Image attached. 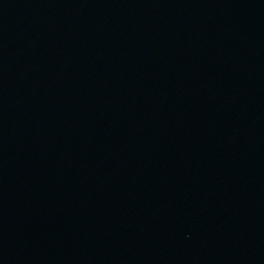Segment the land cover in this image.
<instances>
[{
	"label": "water",
	"instance_id": "water-1",
	"mask_svg": "<svg viewBox=\"0 0 264 264\" xmlns=\"http://www.w3.org/2000/svg\"><path fill=\"white\" fill-rule=\"evenodd\" d=\"M0 264H264V0H0Z\"/></svg>",
	"mask_w": 264,
	"mask_h": 264
}]
</instances>
